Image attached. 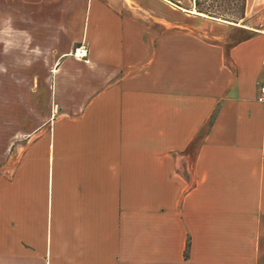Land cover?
I'll use <instances>...</instances> for the list:
<instances>
[{"label":"crops","instance_id":"1","mask_svg":"<svg viewBox=\"0 0 264 264\" xmlns=\"http://www.w3.org/2000/svg\"><path fill=\"white\" fill-rule=\"evenodd\" d=\"M192 8L0 0V73L52 112L0 147V264H264V0Z\"/></svg>","mask_w":264,"mask_h":264},{"label":"rangeland","instance_id":"2","mask_svg":"<svg viewBox=\"0 0 264 264\" xmlns=\"http://www.w3.org/2000/svg\"><path fill=\"white\" fill-rule=\"evenodd\" d=\"M200 2L202 6H211L212 10L219 11L225 16L238 15L236 7L240 0H200ZM192 9L196 10V8ZM1 61H3L2 58L0 63ZM22 75L20 72L0 73V147L12 140L11 151L13 152L24 141L22 133H27L36 127L44 118L40 132L45 131L52 121L47 90L40 88L39 93L32 96L34 93L29 87L27 76L30 77L33 74H25L23 77ZM6 115L8 119L5 118Z\"/></svg>","mask_w":264,"mask_h":264},{"label":"trees","instance_id":"3","mask_svg":"<svg viewBox=\"0 0 264 264\" xmlns=\"http://www.w3.org/2000/svg\"><path fill=\"white\" fill-rule=\"evenodd\" d=\"M235 1V0H234ZM195 8L197 12L207 14L208 16L219 18L222 20L230 21V22H237L244 16L245 11V0H240V3L236 7L238 10L237 16H225L224 14L220 13L219 11H215L211 9V6L204 7L202 6L200 0H194Z\"/></svg>","mask_w":264,"mask_h":264},{"label":"built area","instance_id":"4","mask_svg":"<svg viewBox=\"0 0 264 264\" xmlns=\"http://www.w3.org/2000/svg\"><path fill=\"white\" fill-rule=\"evenodd\" d=\"M88 46L85 40H81L79 44L72 50L71 54L77 59H86ZM256 100L264 103V80L257 84Z\"/></svg>","mask_w":264,"mask_h":264},{"label":"clouds","instance_id":"5","mask_svg":"<svg viewBox=\"0 0 264 264\" xmlns=\"http://www.w3.org/2000/svg\"><path fill=\"white\" fill-rule=\"evenodd\" d=\"M11 22H12V18H11V16H8V17L5 19V21H4V23L8 26V29H9V30H11ZM4 51H5V53H7V51H8L7 46L5 47Z\"/></svg>","mask_w":264,"mask_h":264}]
</instances>
